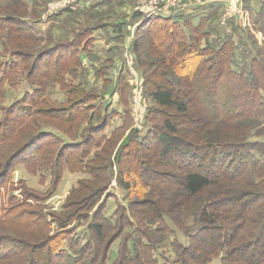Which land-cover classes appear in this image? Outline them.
Instances as JSON below:
<instances>
[{"label": "trees", "instance_id": "1", "mask_svg": "<svg viewBox=\"0 0 264 264\" xmlns=\"http://www.w3.org/2000/svg\"><path fill=\"white\" fill-rule=\"evenodd\" d=\"M12 21L2 19L0 29L3 25L6 30L13 28L18 22L16 33L25 40L35 39L32 30L31 35L25 33L23 21ZM143 26L145 35L132 49L143 72L146 95L155 105L152 111L158 119L164 118L160 128L151 126L156 135L149 143L148 135L136 141L135 129L123 137L130 127L124 104L122 125L113 129L116 111L102 103L97 90L66 81L67 75L79 69L78 50L88 38V27H80L73 38L55 42L37 55L23 50L11 53L21 66L31 60L25 74L29 80L35 77L32 84L38 90L34 100L26 97L27 101H16L6 110L0 142L3 147L19 142L22 129L31 134L37 116L48 119L57 133L36 130L27 144L0 162V180L7 178L18 157L30 147L34 153L39 151L27 157V167L35 171L45 164L53 182L43 199L55 194L64 169L89 176L70 191L59 214L48 216L50 221L37 211H28L36 207L30 202L36 203L33 197L24 202L15 196L8 199L3 223L30 227L32 233L44 235L43 248L23 245L18 257L30 250L33 254L26 264H106L110 247L118 242L112 264H210L213 260L264 264V144L245 142V134L237 132L245 129L247 121L264 118V61L253 57L236 66V49H229L227 40L202 47L195 35L197 28L187 29L166 16L149 18L139 28ZM202 35L208 34L204 31ZM45 78L65 92L59 105L47 101L42 93ZM119 80L116 89L124 103L127 87ZM118 133L121 138L113 149L107 145V153L106 144L115 142ZM228 134L236 136L233 142H228ZM48 137L59 146L44 142ZM38 142L40 147L35 149ZM112 166L127 204H117L107 217L103 215L107 198L98 200L113 177ZM81 228L82 234L75 236ZM170 236L173 261L158 250ZM3 242L11 250L3 259L21 247L11 240Z\"/></svg>", "mask_w": 264, "mask_h": 264}, {"label": "rangeland", "instance_id": "2", "mask_svg": "<svg viewBox=\"0 0 264 264\" xmlns=\"http://www.w3.org/2000/svg\"><path fill=\"white\" fill-rule=\"evenodd\" d=\"M129 1L134 0H120L119 2H121V4H127ZM47 3V0H0V21L2 19H6V17L11 18L13 21L21 20V22L23 21L24 24V30L26 31L25 33L27 35H31L30 31L32 30L35 34V39H23L18 33H16V30L14 29V27L18 26V22L13 23V28L8 27L9 29L6 30L4 29V26L7 25H3V28L0 29V126L3 131L5 130V125L7 124L6 113L8 112L6 110H8L9 106H11L16 101L25 100L26 97L27 99L34 100V92L36 93L38 90L37 84H32V82L36 81L35 77L30 78L29 80V78H26L25 74L26 66H29L31 60L26 59V63L21 66L19 65L20 63L17 58L10 56L11 53H13L15 50H23V52L31 53L33 56L37 55L46 49L48 50V48L52 47L55 42L73 38L72 36L78 32L81 26L95 27L99 24V22L104 20V15L97 11H93L92 8L91 11L86 10L87 12L85 13L72 12L70 15H66L64 10L70 9L73 6L61 10L64 11V13L60 11L62 14L59 13L60 15L57 14L53 16L54 14H50L48 11H46ZM118 5V2L113 0L112 3L106 7L114 9ZM216 11L217 13L215 12V18H213L210 23L208 22L209 24L207 23V25L200 27L195 33V35L200 40V46L203 47L207 43L213 44V41L215 46H218L219 42H224L227 40V43L229 42L228 44L230 45L229 49H232L233 47L236 49L235 53H233V62L236 66H240L242 63H245V59L249 60L253 57H256L259 59V61H264V28L262 27L264 26V12L257 13L258 16L256 18L249 16V26L246 28L243 26V24L240 25L235 18L231 20H222L224 8L222 9L221 7H217ZM218 17L219 20L217 23ZM236 22L239 26L236 25ZM230 23L231 29L232 31L234 30V33H229L228 36L224 33L225 29L229 27ZM1 25L2 24L0 23V26ZM259 26L263 29V31L259 32ZM204 29H209L211 34L203 36L202 32ZM257 33L261 34L258 39H256L257 36L255 37ZM218 38L221 39L217 42L216 40ZM6 42L9 44V46H5ZM79 56L80 55H78V58ZM80 61L81 62L79 63L78 67L79 69H77L75 73L67 75L65 77L66 81H69L71 84L82 83L88 89L97 87V94L99 93V95L103 96L106 95L105 98L108 99L106 94L107 89H116L119 83L118 78L120 80L123 79L125 86L127 87V102L125 99V102L123 103L120 98L119 103L121 104L122 108H124V104L125 107H127V111L129 112L130 127L128 130H138L134 133L136 134V141L141 142L148 135V143L153 142L156 135V130L153 128L154 131L151 132V126L160 128V121L162 117L160 116L158 119L152 111L155 105L146 95L148 91L144 87V76L142 70L139 68L137 58L133 63H131V65H129L127 62H121V65L119 64L118 66L114 65L113 67H110L109 74L110 78L113 79V82L109 83L108 86L104 84L101 85V83L96 82L94 79L95 76L93 75V73L96 71L94 70V66L89 64L88 59H84L80 56ZM4 63H7V67H3ZM90 67H92V69H90ZM132 72L139 75L138 85L129 79ZM40 80H43V78ZM137 86L140 89V95L137 98V103L135 105V102L133 101V94ZM40 87L42 89V93L45 92L44 94L47 101L50 99L53 101L52 103L54 105H59L60 102L64 101L65 92L60 88L59 84H53L48 81V78H45L44 81H42ZM262 96L264 98V93H262ZM35 101L37 102V100ZM48 104L49 103L43 107H47ZM21 107H23V105H21ZM31 107L32 106L29 105V107L27 106L26 109ZM18 113H20L19 108ZM34 118L35 119L33 120H35L36 124L32 127L33 132L31 129V134L30 130L28 133V131L26 132L25 129H22L20 131L19 142L14 140V142L4 147L2 142H0V162L6 160L7 157L12 154L18 146L20 147L21 145L27 144L26 142H29L31 138L29 136L33 135L36 130L41 129L42 132L49 133L55 132L53 127L49 126L48 119H38V116ZM128 130L125 131L123 137L129 134ZM237 132L238 134H245L244 139H242L245 142H260L264 144V118L258 116L254 120L247 121L245 129H241L240 131L237 130ZM55 135L63 138L60 136V134ZM1 136L3 137L2 134ZM235 137L236 136L228 134V142H233V138ZM120 138L121 134L118 133L114 138L115 142H109L106 144L105 150L107 153V145L113 149ZM63 140L65 143H70L71 141L68 138H63ZM44 142L51 143L56 142V140L48 137L46 140H44ZM54 146L55 145H52L50 147L53 148ZM58 146L59 145H57V147ZM147 146H144L146 150L149 149ZM39 147L40 142L36 143L35 149ZM43 151L38 153L40 154L39 156H42ZM37 152L34 153L32 147L25 150L23 153L24 155L18 157L19 161L13 166V169L7 175V178L3 177V179L0 180V264H26L27 257L33 253L30 250L25 251L24 255L18 257L20 252L25 249L24 246H29V248L34 246H37V248H43V245H40V242L43 240L44 235L32 233L30 227H18V225L15 223H3V208L9 202V198L15 196L16 201L24 202L28 196L33 197L36 203H33L31 200L30 202L33 207H36L28 208V211H37L43 215V220L50 221L48 216L50 214H59L61 212L63 205L67 202V197L70 191L77 187V184L80 181H86L89 179V176L83 172H71L64 169L55 194L49 199H43L48 195L50 187L53 183L49 176L50 172L44 170L46 166L45 164H42L44 168L32 171L33 169L30 170L26 165L28 162L25 161L29 155H34ZM94 152L95 150H93L92 153ZM111 169L113 173L116 172L115 166H112ZM104 197L105 199L107 198V200L104 203L105 210L103 215L107 217L112 216L117 204H127L126 194L121 190L119 184L117 183L115 173L111 178L106 193L101 197V199L99 198L98 201L100 202V200H104ZM186 220L189 225L192 223L190 216ZM82 230L83 229L81 228L76 231L75 236L77 234L80 236L82 234ZM176 236L178 240H180L182 243H185V240L180 234H177ZM10 240L16 243L18 246L21 245V247L19 249H14L11 256L3 259L4 254L11 252V250H7L9 247L8 242L3 241ZM171 241H173V236H170L158 250L159 253L165 255L170 261H173L174 255L173 250L170 247ZM118 247V242L114 243L110 247L106 264H112L116 259ZM210 264L219 263L218 260H213Z\"/></svg>", "mask_w": 264, "mask_h": 264}, {"label": "crops", "instance_id": "3", "mask_svg": "<svg viewBox=\"0 0 264 264\" xmlns=\"http://www.w3.org/2000/svg\"><path fill=\"white\" fill-rule=\"evenodd\" d=\"M112 1L113 0H74L73 7L65 11L66 15H70L72 12L85 13L87 12L86 10L91 11L92 8L93 11H97L104 15V20L99 22L97 26H86L89 28L88 38L82 42L78 50L79 55L84 59H88L89 64L94 66V70L96 71L93 73L95 76L94 79L96 82L101 83V85L106 81H109V83L113 82L109 74L110 67L121 65V62L125 63V58L127 57L132 63L136 60V53H134L132 49V44L140 39L146 30V26H143L142 29L139 28V26L145 24L146 20L149 18L155 17L151 16L145 18L144 15L139 12L138 7L142 0L129 1L127 4H121V2H119L120 0H115V2L119 4L116 8L110 9V7H106L110 5ZM225 6L234 8L236 6H241L247 11L246 13L249 16H253L254 18L258 16L257 13L264 12V0H190L176 12L166 17L172 18L174 22L181 26H185L187 29L194 27L199 30V26L203 27L215 18L217 7L223 9ZM236 25H238L237 22ZM209 29H204V31L207 34H211ZM229 33H233L231 25L225 29L224 34L228 35ZM256 36V39H258L261 34L257 33L255 37ZM80 56L79 62H81ZM90 69H92V67H90ZM100 71H102L103 74L100 75L98 73ZM94 88L97 90V87ZM106 94L108 99L105 98L106 95H100V99L105 106L115 109L117 117L112 122V128L116 129L122 125L123 115V108L119 103V93L117 89L112 88V90L107 89Z\"/></svg>", "mask_w": 264, "mask_h": 264}, {"label": "built area", "instance_id": "4", "mask_svg": "<svg viewBox=\"0 0 264 264\" xmlns=\"http://www.w3.org/2000/svg\"><path fill=\"white\" fill-rule=\"evenodd\" d=\"M47 10L50 14H56L63 9L68 7H72L74 4V0H47ZM190 0H142L139 8V12H141L145 18L151 16H169L176 12L179 8H181L186 2ZM223 18L224 19H233L235 18L239 24H243L246 28L249 26V15L246 13L245 9L241 6L230 7L225 6ZM223 24V23H222ZM242 26V27H243ZM244 28V27H243ZM126 62L131 65L130 59L127 57L125 58ZM138 74H134L132 72L130 76V80L134 81L138 85ZM140 95V89L138 86L135 89L133 94V101L135 105L137 103V98ZM135 112V111H134Z\"/></svg>", "mask_w": 264, "mask_h": 264}]
</instances>
